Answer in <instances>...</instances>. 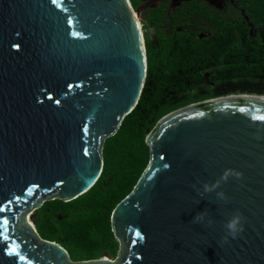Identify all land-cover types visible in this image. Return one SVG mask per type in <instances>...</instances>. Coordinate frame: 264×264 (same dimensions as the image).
I'll list each match as a JSON object with an SVG mask.
<instances>
[{
    "label": "water",
    "instance_id": "obj_1",
    "mask_svg": "<svg viewBox=\"0 0 264 264\" xmlns=\"http://www.w3.org/2000/svg\"><path fill=\"white\" fill-rule=\"evenodd\" d=\"M161 1L0 0V264H264V96L209 99L156 124L150 163L111 217L114 260L75 262L30 222L100 179L104 143L146 85L141 14ZM225 171L240 178L204 192ZM237 212L243 231L225 240Z\"/></svg>",
    "mask_w": 264,
    "mask_h": 264
},
{
    "label": "trees",
    "instance_id": "obj_2",
    "mask_svg": "<svg viewBox=\"0 0 264 264\" xmlns=\"http://www.w3.org/2000/svg\"><path fill=\"white\" fill-rule=\"evenodd\" d=\"M145 1L131 3L137 8ZM239 5L230 22L218 21L223 28L217 36L188 45L182 43L185 34L177 33L179 44H168L159 56L146 38L148 74L138 106L105 141L104 169L94 187L72 202H47L37 211L36 228L43 239L62 245L75 262L105 253L116 257L119 243L111 217L150 163L146 138L156 124L171 112L209 99L264 96V0H239ZM249 24L260 27L256 36L248 34ZM209 67L217 68L214 86L198 73Z\"/></svg>",
    "mask_w": 264,
    "mask_h": 264
},
{
    "label": "flooded vegetation",
    "instance_id": "obj_3",
    "mask_svg": "<svg viewBox=\"0 0 264 264\" xmlns=\"http://www.w3.org/2000/svg\"><path fill=\"white\" fill-rule=\"evenodd\" d=\"M239 6V0H188L175 8L173 2L163 0L157 8L149 9L141 14V16H145L146 32L149 29L153 30V36L147 35L145 42L148 38L153 47L157 48L155 50L159 56L168 47V44L170 46L179 44L174 41L177 40V33L185 34L184 39L187 42L182 43L188 45L210 38L215 34L217 36L223 28L218 24V21L230 22L234 9ZM242 13L244 14V11ZM246 20L249 22L247 16ZM249 26L248 34L256 36L260 27L257 28L251 24ZM216 69V67L204 68L198 73L203 76L208 85L214 86L215 82L212 79Z\"/></svg>",
    "mask_w": 264,
    "mask_h": 264
},
{
    "label": "clouds",
    "instance_id": "obj_4",
    "mask_svg": "<svg viewBox=\"0 0 264 264\" xmlns=\"http://www.w3.org/2000/svg\"><path fill=\"white\" fill-rule=\"evenodd\" d=\"M230 175L236 176L237 179L240 178L239 173H233L229 171H225V173L221 176L220 180L216 181L214 184L209 186L208 184H204V192H213L216 191V189L220 186L221 181L227 182ZM217 198L219 200H224L227 202V198L222 192H217ZM206 214V211L204 213H198L197 216L194 218L193 222H199L201 217ZM243 218L242 216L237 212L232 215L230 219L226 221L224 224V228L226 231L225 240H227V236H231L232 238H235L240 232L243 231ZM212 221H209V224L211 225Z\"/></svg>",
    "mask_w": 264,
    "mask_h": 264
},
{
    "label": "rangeland",
    "instance_id": "obj_5",
    "mask_svg": "<svg viewBox=\"0 0 264 264\" xmlns=\"http://www.w3.org/2000/svg\"><path fill=\"white\" fill-rule=\"evenodd\" d=\"M144 20H145V16L143 15V16H141V18H140V23H141V26L143 27V34H144V38L147 36V35H149L150 37L151 36H153V30L152 29H149L147 32H146V30H145V22H144ZM31 221H32V223L33 224H35L36 225V221H37V212H35L34 213V215L31 217ZM106 254V253H105ZM116 257L115 256H110V259L111 260H114Z\"/></svg>",
    "mask_w": 264,
    "mask_h": 264
},
{
    "label": "bare ground",
    "instance_id": "obj_6",
    "mask_svg": "<svg viewBox=\"0 0 264 264\" xmlns=\"http://www.w3.org/2000/svg\"><path fill=\"white\" fill-rule=\"evenodd\" d=\"M139 24H140V27L142 28L140 21H139ZM233 98H234V97H233ZM30 222L32 223L31 219H30Z\"/></svg>",
    "mask_w": 264,
    "mask_h": 264
}]
</instances>
